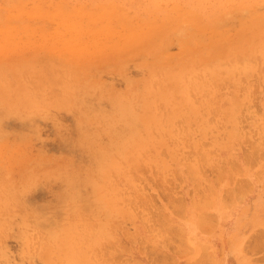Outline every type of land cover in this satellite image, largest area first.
Masks as SVG:
<instances>
[{
    "label": "rangeland",
    "instance_id": "obj_1",
    "mask_svg": "<svg viewBox=\"0 0 264 264\" xmlns=\"http://www.w3.org/2000/svg\"><path fill=\"white\" fill-rule=\"evenodd\" d=\"M0 264H264V0H0Z\"/></svg>",
    "mask_w": 264,
    "mask_h": 264
}]
</instances>
